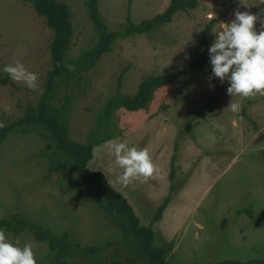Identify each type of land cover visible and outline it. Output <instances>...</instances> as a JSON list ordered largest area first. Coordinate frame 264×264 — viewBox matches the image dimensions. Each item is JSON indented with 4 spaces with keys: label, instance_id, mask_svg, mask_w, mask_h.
<instances>
[{
    "label": "rangeland",
    "instance_id": "374dc122",
    "mask_svg": "<svg viewBox=\"0 0 264 264\" xmlns=\"http://www.w3.org/2000/svg\"><path fill=\"white\" fill-rule=\"evenodd\" d=\"M72 14L74 37L67 60L79 58L99 41L88 12V0H58ZM198 7L176 14L171 23L144 35L120 38L86 74L61 82L55 104L71 97L67 120L72 140L83 143L102 107L119 90L135 95L151 75L188 67L196 53L213 44L216 32L249 11L264 22L262 0H198ZM170 0H98L107 31L163 13ZM213 22L204 45L202 34ZM54 33L30 4L0 0V123L21 119L27 105H37L41 93L13 81L3 71L20 61L39 78L44 90L53 68ZM209 55V53H208ZM212 66L180 77L157 89L138 112L115 109L110 118L111 140L147 148L158 168L148 182L116 183L122 173L114 156L102 152L89 169L104 174L109 184L132 205L143 225L153 224L156 244L172 242L170 264H216L264 258V96L231 97L230 86L212 78ZM5 81V82H4ZM210 85L214 87H210ZM238 102L233 113L228 106ZM2 128V127H0ZM104 144V143H103ZM102 145V144H101ZM173 171V174H172ZM171 174L174 175L171 178ZM173 185V189H172ZM170 203L160 221L153 217L165 198ZM17 214L54 237H66L73 247L66 264H142L140 250L111 225L107 213L73 172L72 161L40 127H17L0 141V219ZM9 242H31L37 264H57L48 241L32 233ZM99 247L93 253L88 248Z\"/></svg>",
    "mask_w": 264,
    "mask_h": 264
},
{
    "label": "trees",
    "instance_id": "16d2710c",
    "mask_svg": "<svg viewBox=\"0 0 264 264\" xmlns=\"http://www.w3.org/2000/svg\"><path fill=\"white\" fill-rule=\"evenodd\" d=\"M30 4L36 13L45 18L47 26L53 31L51 43V60L53 68L49 71L37 105H27L24 116L10 126L0 128V141H4L9 133L17 127H40L45 129L54 140L57 148L62 151L73 164V172L81 179L87 192L96 198L98 206L104 210L111 225L120 229L126 240L134 244L142 253V264H170L169 257L173 252L172 242L165 241L156 244L153 224L143 225L135 213L132 205L108 182L103 173L89 169V163L94 158L92 150L95 146L111 140L110 118L115 109L123 108L129 112H138L145 108L153 99L157 89L163 88L177 81L180 77L190 75L196 71L207 70L210 63L209 47L202 53H196L190 65L184 69L175 70L162 75H151L139 85L135 95H124L119 90L102 107L97 122L89 136L83 143L76 142L70 137L67 120V105L71 97L63 99L64 104H55L61 82L86 74L96 66L104 54L112 51L113 42L131 35H144L153 32L158 26L169 24L179 12H187L198 7V0H170L166 10L151 19L133 23L130 19L126 25L117 31H107L98 10V0H88L87 12L99 34L97 45L76 60L68 61L67 56L72 47L74 30L72 14L69 6L58 0H23ZM213 22L204 29L201 42L207 45V38L212 32ZM75 66V71H69L66 65ZM5 82V81H4ZM173 174V171H172ZM171 174V178L174 175ZM173 189V185H172ZM170 203V196L165 198L153 217V222L160 221L163 212ZM0 229L18 237L24 232L32 233L40 242L48 241L52 251H55L57 264H66L73 247L66 237L57 238L48 230L42 229L36 223L20 218L17 214L0 219ZM93 253L99 247L88 248ZM119 264V263H114ZM216 264H264V258H254L246 262L224 260Z\"/></svg>",
    "mask_w": 264,
    "mask_h": 264
},
{
    "label": "clouds",
    "instance_id": "9594fccd",
    "mask_svg": "<svg viewBox=\"0 0 264 264\" xmlns=\"http://www.w3.org/2000/svg\"><path fill=\"white\" fill-rule=\"evenodd\" d=\"M234 16L232 22L222 24V29L216 32V39L208 50L212 66V77L209 79L217 78L221 83L227 80L230 85L227 94L231 97L264 96V22H261V30L257 32L258 15L237 10ZM66 67L69 71H75L73 65ZM3 71L13 81L43 93V89L39 88L38 75L29 71L20 61L6 65ZM228 108L238 113L241 104L231 101ZM3 126L0 123V127ZM102 152L114 156L115 166L122 169L115 182L123 187L141 178L143 182H148L158 173L147 148L129 147L126 142L108 140L92 150L94 157H99ZM20 242L19 237L15 243L9 242L6 230L0 229V264H37L32 243L26 242L21 247Z\"/></svg>",
    "mask_w": 264,
    "mask_h": 264
}]
</instances>
